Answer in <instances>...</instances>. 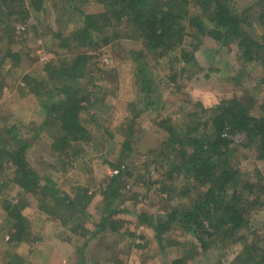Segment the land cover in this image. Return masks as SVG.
I'll return each instance as SVG.
<instances>
[{"label": "trees", "instance_id": "obj_1", "mask_svg": "<svg viewBox=\"0 0 264 264\" xmlns=\"http://www.w3.org/2000/svg\"><path fill=\"white\" fill-rule=\"evenodd\" d=\"M77 1L68 2L73 3L70 10L79 17V25L67 36L57 33L60 46L69 51L71 47L98 51L112 41L115 35L112 28L124 25L128 29L127 39L141 45L139 51L132 52V61L135 89L139 91L135 102L142 104L144 110L159 105L158 97L153 95L158 86L155 83V67L151 66L152 59L159 60L169 52H177L171 61L179 71L169 67L170 80L182 79L185 74L186 79H191L195 72L200 71L194 53L205 37L221 47L236 46L237 57L244 66L258 64L264 73V0H256L263 26L259 39L248 32L251 15L247 14V10L238 11L229 0H85L103 6V11L92 14L78 7ZM44 3L45 0H0L1 20L5 18L15 25L25 24L31 12H40ZM116 36L120 37L117 33ZM75 53L68 63L56 67L46 64L50 86L43 89L45 99L40 101L46 117L42 127L50 122L57 130L51 148L70 161L85 157L83 144H98L100 140L93 134V124L100 122L88 111L93 92L79 81V78L87 76L91 68L89 55ZM5 56L14 60L15 64L18 61L15 53H6ZM2 64L3 58H0V77ZM262 81L264 83V77ZM3 83L1 80L0 90ZM180 84L173 89L178 90ZM83 111H88L86 119L81 117ZM260 111L238 100L225 99L211 109L206 119L195 114L191 116V121L181 126L171 125L167 120L158 122L165 134L159 153V160H164L163 180L160 181L162 190L166 182L181 181L183 185L170 188L167 197L177 194L189 203L172 208L162 220L146 221L140 215V221L154 231L159 250L164 249L163 237L173 227L190 235L195 243L191 242L190 248L185 249L186 254L192 253L188 258H148L137 251L140 264H187V259H192V255L199 251L204 254L211 249L228 251L239 245L241 250L232 264H264V241L257 240L259 230L251 226V214L256 212L254 210L258 208L260 199L255 197L256 187L243 182L242 173L232 164L238 150H255L257 159L264 163V112ZM139 113L132 115L126 128L127 134L133 130ZM101 129L112 138L106 124L102 123ZM30 145L15 125L6 126L3 133L0 131V172L4 164L9 166L11 178L7 183L11 187L35 197L38 208L59 222L60 226L66 227L69 233L86 237L78 223L82 217H87L86 209L94 193L81 186L74 188L70 195L60 190L51 178L39 177L26 159ZM128 145L129 139H125L120 146V156ZM153 156L156 159L157 154ZM109 165L116 173L109 179L107 189L100 191L104 206L95 227L98 234L106 230L112 234L118 232L122 222L115 217L123 211L130 212L127 207L119 208L125 201L119 193L126 188L123 179L131 177V173L123 164ZM151 166L152 163L143 165L147 171ZM5 187H8L6 183ZM193 195L194 198L190 199ZM20 209L17 203L3 205L10 229V243L14 242V246L24 242L29 232V224ZM255 233L257 238H252ZM94 235L88 236L86 243L74 249L78 259L76 264H92L87 260L86 251L87 243ZM134 245L136 249H141L142 245L146 247L145 244Z\"/></svg>", "mask_w": 264, "mask_h": 264}, {"label": "rangeland", "instance_id": "obj_2", "mask_svg": "<svg viewBox=\"0 0 264 264\" xmlns=\"http://www.w3.org/2000/svg\"><path fill=\"white\" fill-rule=\"evenodd\" d=\"M68 1L45 0L43 9L38 13L31 12L25 24L15 25L0 17V58H3L0 81L4 82L0 90V131L3 133L6 126L15 125L21 136L29 141L31 145L26 159L39 177L51 178L60 190L70 195L74 188L81 186L88 187L94 193L86 209L87 217H82L78 223L86 237L72 235L66 227L60 226L59 222L38 208L35 197L11 187L7 183L11 178V170L4 164L0 172V264H31L30 261H35V254H40L38 246L51 242L55 248L59 242L62 250H56L62 262L76 264L78 259L74 249L85 238L95 234L104 206L100 191L107 189L109 179L114 174V168L109 164L117 163L127 166L131 173V177L123 179L126 188L119 193L120 198L125 200L119 208L127 207L130 212L123 211L115 217L122 223L114 235L106 230L96 233L97 236L88 241L87 246L91 244V247L86 251L87 258L100 261V264H140L137 251L148 258H188L192 253L186 254L185 249L190 248L191 242L195 243L190 235L173 227L163 237L164 249L159 250L154 231L140 221V215L146 221L162 220L172 208L189 203L177 194L167 197L170 188L176 189L183 185L181 181L166 182L162 190L160 181L163 180L164 160H159V153L165 134L158 122L167 120L171 125L181 126L191 121V116L195 114L206 119L211 109L225 99H235L251 109L264 112L263 70L254 63L244 66L237 57L236 46L221 47L211 38L205 37L194 53L200 71L195 72L191 79H186L188 77L185 74L182 79L170 80L169 67L173 66L171 69L179 71L171 61L177 52H169L159 60L152 59L151 66L155 67V83L158 86L153 95L158 97L159 105L144 110L142 104L135 102L139 91L135 89L132 61V52L139 51L141 45L128 40V29L121 25L112 28V32H115L112 41L98 51L73 47L71 51L63 49L56 37L57 33L62 32L63 36H67L79 25L80 20L70 10L73 3ZM229 2L234 3L238 11L247 10V14L252 17L248 32L253 38L259 39L263 26L256 0ZM77 5L85 13L103 11L102 5L92 1L78 0ZM116 33L120 37L117 38ZM75 52L89 55L91 68L87 76L79 78V81L93 92L88 111L100 122L93 124V134L100 140L98 144H83L85 157L70 161L51 148L57 130L50 122L42 127L46 117L40 101L45 99L42 96L43 89L50 86L46 64L56 67L68 63ZM6 53L17 54V63L5 56ZM179 83L178 90H174L173 87ZM87 112L81 113L82 119L87 118ZM137 112L140 113L133 130L127 134L128 122ZM102 123L109 128L112 138L104 134ZM125 139H129V145L120 156V146ZM254 152L238 150L232 164L242 173L243 182L256 187L255 197L260 200L258 208L254 210L256 212L251 214V226L259 230L257 240L263 242L264 163L257 159ZM154 154H157L156 159ZM148 163H152V166L147 171L143 165ZM5 183L8 187H5ZM8 202L18 204L29 224L28 238L16 246L14 242L10 243V229L6 222V211L3 210V205ZM31 240H37V243ZM64 241L72 246L68 249ZM134 244H145L146 247L142 245L141 249H136ZM182 244H187V247ZM239 246L221 252L211 249L204 254L199 251L192 255V259H187V264H232L241 250ZM40 257L45 260L47 252L40 254Z\"/></svg>", "mask_w": 264, "mask_h": 264}, {"label": "crops", "instance_id": "obj_3", "mask_svg": "<svg viewBox=\"0 0 264 264\" xmlns=\"http://www.w3.org/2000/svg\"><path fill=\"white\" fill-rule=\"evenodd\" d=\"M56 224V223H55ZM110 235H114L115 233L111 234L109 233ZM94 236H97L96 233ZM37 240H31V242H36ZM87 241V238H85V241L82 243H86ZM65 242V241H64ZM37 243V242H36ZM68 249L72 246V244L70 243H67L65 242ZM55 244L53 242L51 243H47L46 245H43V246H38V250L40 252L41 255H43L44 253L47 252V258L45 260H43L41 257H40V254L37 253L35 254V261H30L31 264H69V263H65V262H62V259L59 257V253L57 250H62L60 248V245H59V242L57 243V250L54 246ZM65 245V244H64ZM63 245V246H64ZM91 247V244L87 246V250L90 249ZM60 248V249H59ZM109 248V247H108ZM73 249V248H72ZM67 256V255H66ZM87 260H89V257L87 258ZM92 261V260H89V262ZM73 264V263H72ZM85 264V263H84ZM88 264V262L86 263ZM92 264H100V261H92Z\"/></svg>", "mask_w": 264, "mask_h": 264}, {"label": "built area", "instance_id": "obj_4", "mask_svg": "<svg viewBox=\"0 0 264 264\" xmlns=\"http://www.w3.org/2000/svg\"><path fill=\"white\" fill-rule=\"evenodd\" d=\"M114 173H116V171H114Z\"/></svg>", "mask_w": 264, "mask_h": 264}, {"label": "clouds", "instance_id": "obj_5", "mask_svg": "<svg viewBox=\"0 0 264 264\" xmlns=\"http://www.w3.org/2000/svg\"><path fill=\"white\" fill-rule=\"evenodd\" d=\"M115 171V170H114Z\"/></svg>", "mask_w": 264, "mask_h": 264}]
</instances>
